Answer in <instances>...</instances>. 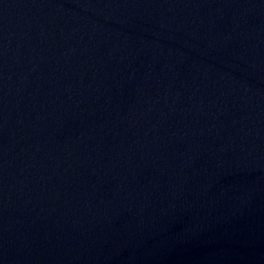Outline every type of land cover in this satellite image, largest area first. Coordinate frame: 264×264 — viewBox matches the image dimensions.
I'll list each match as a JSON object with an SVG mask.
<instances>
[{"label":"water","instance_id":"water-1","mask_svg":"<svg viewBox=\"0 0 264 264\" xmlns=\"http://www.w3.org/2000/svg\"><path fill=\"white\" fill-rule=\"evenodd\" d=\"M0 264H264V0H0Z\"/></svg>","mask_w":264,"mask_h":264}]
</instances>
